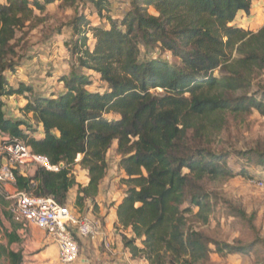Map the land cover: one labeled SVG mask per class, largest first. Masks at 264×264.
I'll return each instance as SVG.
<instances>
[{"label":"trees","instance_id":"16d2710c","mask_svg":"<svg viewBox=\"0 0 264 264\" xmlns=\"http://www.w3.org/2000/svg\"><path fill=\"white\" fill-rule=\"evenodd\" d=\"M85 1L0 0V131L24 138L53 164L63 163L57 172L40 166L32 175L15 170L16 189L67 205L70 189L78 186L75 207L81 209L86 199L97 196L109 167L107 153L117 141L128 186L117 216L120 228L133 233L122 235L133 257L144 258L143 264H197L210 257L212 244L220 253L246 251L247 246L219 242L187 227L186 213L192 206L203 211L208 194L191 192L189 206L183 205L197 182L235 176L225 154L206 146L211 132L226 122L225 114L254 109L264 114V91L262 98L251 93L253 80L264 70V26L250 31L232 24L240 12L251 14L253 0H129L121 19L110 15L108 0H88L109 26L92 25L77 12L68 50L79 69L98 74L107 89L90 90V75L76 72V64L60 78L65 91L58 95L25 82L10 85L6 71L21 65L13 60L19 58L18 30L38 19L36 10ZM150 48L171 52L180 62L142 58V50ZM14 94L28 97L22 110L42 124L43 137H34L37 128L27 122L6 116L3 97ZM241 153L264 169V150ZM79 154L89 174L86 186L73 174ZM17 227L6 231L8 245L0 244V259L11 264H23L22 249H11L22 243Z\"/></svg>","mask_w":264,"mask_h":264},{"label":"rangeland","instance_id":"374dc122","mask_svg":"<svg viewBox=\"0 0 264 264\" xmlns=\"http://www.w3.org/2000/svg\"><path fill=\"white\" fill-rule=\"evenodd\" d=\"M108 1L109 4L107 6L111 11L110 15L116 18L119 17L121 19L130 8L129 0ZM35 12L38 15V19L36 18L32 22H28L25 27L19 29L17 32L15 43L19 58L14 57L13 60L19 62L21 65L16 67L13 72L6 71L5 75L9 84H14L12 85L14 87L19 85V79H23V82L25 80V82H28L34 88H43L48 85L52 90L47 92L58 95L65 91V86L60 78L69 75L73 71V65L77 63L68 50V43L71 41L70 22L75 14L83 12L87 15L92 25L109 26V23L106 18L101 19L98 16L95 6L88 0L83 5L79 4L77 7L61 6L59 3H54L47 6L44 12H40L39 10ZM151 12H153V9H151ZM256 12L258 13V10ZM103 14L107 15V9ZM238 20L244 25L242 28L255 31L251 28L252 17L250 18L246 15L240 18L239 16ZM257 24H259V21H255L253 28H256ZM93 42L94 40L90 34L89 46H92ZM142 51V58L160 56L170 62H180L179 57L172 55L171 52L162 53L158 48L143 49ZM75 69L76 72L82 71L84 74L90 75L92 81L88 86L90 90L103 93L107 89V83L103 82L99 75L92 70L79 69L77 64L75 65ZM216 75H218V71H216ZM36 88L35 90H37ZM161 91V89H157V92ZM263 91L264 70L257 75L251 86V93H255L261 98ZM14 96L15 94L12 95L13 98ZM6 97L7 100L10 98L9 96H5L4 98ZM115 116L117 117L115 114L109 115L111 118H115ZM225 117L226 122L222 125L221 129L211 132V138L206 146L215 152L225 154L227 164L232 168L235 176L215 180L206 178L189 188L183 208L189 206L191 192L208 194L209 199L203 211H200L199 206H192V211L186 213L187 227L201 231L206 236L219 242L248 247L244 252L220 253L215 251L216 247L212 244L211 247L214 251L210 257L197 264H264V187L257 183L260 180H264V169L255 162H250L241 153L255 148L264 150V114L254 109L249 114L235 115L233 113H226ZM21 119L23 121L26 120L25 122L30 124L33 129H36L35 123L32 122L30 117H22ZM25 127L27 126L25 125ZM117 149L118 142L115 141L107 153L109 167L106 174L107 179L102 183H104L105 187L107 186L119 194L121 189H124L126 192L128 186L124 182L127 175L120 166L122 156L117 153ZM82 158L83 155L80 156L73 166V174L76 176V180L80 173V177L84 178L86 172L83 170L88 172L80 164ZM243 170L246 172L244 173ZM77 182L79 181L77 180ZM79 183L83 186V183ZM75 187L78 195V186ZM15 190L16 188L10 185H7V187L6 184L0 185V244H8L6 231H12L15 226H18V232L21 229L20 224L13 220L11 211L16 202ZM69 198L68 196L67 202H69ZM76 198L74 203L76 202ZM112 203L114 202L110 204ZM84 206L85 203L81 210ZM38 232L41 234L43 231L35 224H30L23 230L22 236H27L22 240L27 241L28 236ZM137 244L142 246L139 239L137 240ZM12 247L16 250L23 249L20 243H13ZM115 247L116 245L113 244L112 248L114 249ZM104 249L107 250L105 247ZM104 249L100 247V251L105 252ZM107 251L111 254L113 252ZM31 257L32 254L30 252L27 260ZM131 257H133L132 254ZM105 258H110L106 261L108 264L116 261L111 256ZM134 258L138 261L137 264L145 262L141 256ZM94 260L96 263L92 264H105V261L102 260L100 262L96 257ZM42 261L38 260L37 263H41ZM120 262H124V260ZM82 263V261H76L72 264ZM126 263L128 264L129 261L126 260ZM0 264L11 263L9 259L4 258ZM54 264L62 263L58 260V263Z\"/></svg>","mask_w":264,"mask_h":264},{"label":"built area","instance_id":"2783aa9c","mask_svg":"<svg viewBox=\"0 0 264 264\" xmlns=\"http://www.w3.org/2000/svg\"><path fill=\"white\" fill-rule=\"evenodd\" d=\"M81 154L78 155L80 158ZM77 157L76 161L79 160ZM0 185L16 188L15 170L25 172L29 166L59 171L62 164H53L43 154L34 153L22 137L0 131ZM264 187V180L257 182ZM16 202L12 208L13 220L25 230L30 224L45 231L49 240L57 246L62 264H72L81 256V239L96 238L102 234L101 221L93 214L77 213L69 205L60 204L52 196H38L15 190ZM107 250L112 244L104 241Z\"/></svg>","mask_w":264,"mask_h":264},{"label":"crops","instance_id":"0c3cea01","mask_svg":"<svg viewBox=\"0 0 264 264\" xmlns=\"http://www.w3.org/2000/svg\"><path fill=\"white\" fill-rule=\"evenodd\" d=\"M257 10H258V13L256 12ZM251 11H252L251 14L248 15L250 18L252 17L251 28L254 29L255 31H258L260 28L264 26V0H253ZM246 15H247L246 13L240 12L232 24L237 25L239 27H243L244 25L239 22L238 17L240 16V18H242ZM255 21H259V24L256 25V28H253V24H255ZM18 81L23 82V79H19ZM25 83L29 84L28 82H25ZM36 89L43 91V92H47V91L50 92L52 90L51 87H49L48 85L46 87L36 88ZM9 97L10 98H8V100H7V97L6 98L3 97V100L5 102L4 110H5L6 116L11 117L15 120H22L21 119L22 117H27V118L30 117L32 119V122L35 123V126L37 128V131L32 133V135L36 138L43 137L44 130H43L42 124L39 123L34 118L32 113L26 114L22 110V108L29 101L28 97H26L24 94L22 95L15 94L14 98L12 96H9ZM12 110H16V111H12ZM21 127L24 128L25 125H21ZM83 171L86 172L84 178L82 179L80 177L81 176V173H80V175L77 176V180L83 183V186H86L89 182V174L86 170H83ZM34 172H35L34 167L29 166L25 172H21V173L25 175L26 174L32 175L34 174ZM106 179L107 177H105V179L102 182H104ZM69 193L70 194H68V196L70 198H69V202H67V205H69L77 213L93 214L102 223V234L101 235L97 236L96 238L81 239L80 243L83 245H81V249H82L81 256L78 261H82L83 262L82 264H92V263H96L94 260V258L96 257L98 261L101 262L103 260L105 261V264H108L106 261H108V259L110 258L107 259L105 257L111 256L112 259H116V261H114V263L110 262L109 264H127L126 260L129 261L128 264H137L138 261L136 260V258L131 257V252L129 248L124 246L123 240H122L123 234L131 237L133 236V233L131 229H127L125 231L122 228H120L119 220L117 216V207L119 203L121 202L123 196L125 195V190L121 189V191L118 194L117 191L115 192L113 189H109L107 186L105 187L104 183H102L100 185V189H99L97 196H95L93 200L88 199L87 201H85V206L82 210L78 207H75L74 205L75 204L74 201L77 196L76 187H73L72 189H70ZM111 202H114V203L110 204ZM22 233H23V230L20 229L18 234L23 239L27 235L22 236ZM104 241H109L111 242L112 245L113 244L116 245L114 249L111 247V250H109L111 252L113 251L112 254L108 253V251L104 249L105 247ZM20 244H22L23 246L22 253H23V258H24V264L58 263L59 255H58L57 246L54 243H52L51 240H49L45 231H43L41 234H39V232L34 233V234L32 233L31 236H28L27 241L22 240V243ZM4 245H8V244H4ZM100 247H102L105 250V252L100 251ZM11 249H14L12 245H11ZM30 252L32 254V257L29 260H27ZM89 256H91V258H89ZM4 258L5 257H2L0 259V262L3 261ZM38 260H43V261L41 263H37ZM123 260L125 263L120 262Z\"/></svg>","mask_w":264,"mask_h":264}]
</instances>
